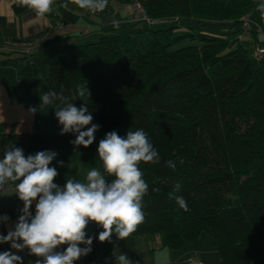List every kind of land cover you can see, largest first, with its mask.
I'll return each instance as SVG.
<instances>
[{"label":"trees","instance_id":"obj_1","mask_svg":"<svg viewBox=\"0 0 264 264\" xmlns=\"http://www.w3.org/2000/svg\"><path fill=\"white\" fill-rule=\"evenodd\" d=\"M123 1L140 5L147 19L135 17L94 41L58 49L42 67L31 54L2 52L0 79L15 88L25 108H37L41 125L14 134L11 146L25 157L57 152L49 166L62 177L64 155L97 151L113 130L124 137L129 129H143L161 162L139 165L149 185L144 220L125 239L142 236L177 248L205 233L218 264H264V59L254 56L253 67L243 43L248 34L254 50L264 45V17L256 10L264 0ZM153 20L169 24L153 29L147 24ZM85 80L91 95L80 98L75 88ZM50 90L76 96L77 108L88 105L92 123L100 125L88 148L71 143L75 134H60L59 101L39 107L40 95ZM167 160L175 161L174 170ZM177 181L188 211L169 198ZM87 226L92 254L118 240L113 234L112 242H100L103 228L91 221Z\"/></svg>","mask_w":264,"mask_h":264},{"label":"clouds","instance_id":"obj_2","mask_svg":"<svg viewBox=\"0 0 264 264\" xmlns=\"http://www.w3.org/2000/svg\"><path fill=\"white\" fill-rule=\"evenodd\" d=\"M70 2L91 13L101 12L108 5V0ZM18 3L43 17L53 12L55 0H18ZM68 6V2L60 5ZM256 10L264 17V3L258 4ZM113 25L118 27L119 22L113 21ZM75 92L80 98L91 95L86 80L76 85ZM76 96L70 100L62 91L50 90L40 95L39 107L45 108L59 101L55 117L62 125L60 134L73 133L76 138L71 143L88 148L100 125L92 123L93 115L86 103L79 108L72 103ZM36 111L35 107L29 108L32 114ZM97 153L103 173L94 167L87 171L84 181L69 178L61 187L54 183L57 169L49 166L57 152L45 150L25 157L22 148L11 145L5 148L4 158L0 160V189L9 181L13 182L24 206L14 230L0 235V243L11 242V248L16 252L28 249L30 254L42 258L35 264H75L92 251L93 238H86L85 231L90 221L103 228L98 235L100 242H112L113 234L118 240L132 234L144 220L143 201L149 191L139 165L141 162L159 164L160 154L143 129H129L124 137L115 130L108 132L100 140ZM59 163L63 166V161ZM165 166L174 170L176 163L167 160ZM106 177L113 179L109 181ZM181 189V183L175 182L169 198L175 199L179 209L188 211L185 197L179 194ZM152 191L159 192L160 189L153 188ZM34 201H37L35 215L30 211ZM2 219L6 222L9 217L4 215ZM81 244L85 247L81 248ZM60 245L67 247L57 251ZM113 257L115 264H136L126 253L117 256L113 252ZM0 264H23V258L12 251H4L0 253Z\"/></svg>","mask_w":264,"mask_h":264},{"label":"crops","instance_id":"obj_3","mask_svg":"<svg viewBox=\"0 0 264 264\" xmlns=\"http://www.w3.org/2000/svg\"><path fill=\"white\" fill-rule=\"evenodd\" d=\"M61 4V0H55L53 12L40 17L29 8L20 6L16 1L0 2V42H37L30 59L41 66L54 51L72 44L94 41L106 29L115 27L113 21H118L119 25H122L133 20L136 12L134 4L123 0H108L107 7L96 13L81 9L75 3H70L68 8L60 7ZM85 29H88L87 33ZM244 37H250V35L246 34ZM2 57L4 53L0 52V59ZM40 126L34 114L21 104L15 88L5 79H0V160L4 158V150L11 145L14 134L32 132ZM93 155V152L64 155L63 166L60 165L63 176L56 177L54 183L63 187L69 178L84 181L87 171L93 168L91 162ZM65 157H70L68 159L72 163H65ZM36 202H33L30 209L33 215H35ZM23 206V201L15 192V184L9 181L3 189H0V235H7L9 230H14ZM4 215L9 217L6 222L2 219ZM85 231L86 238L90 237L91 232L87 229ZM146 239L156 248H162L157 243ZM79 246L83 248L85 245ZM106 246H104V260H101L99 264H115V262H106ZM66 247L67 245H60L56 250L63 251ZM4 251H12L20 255L23 258V264H35L37 260L16 252L11 248V242L0 243V253Z\"/></svg>","mask_w":264,"mask_h":264},{"label":"rangeland","instance_id":"obj_4","mask_svg":"<svg viewBox=\"0 0 264 264\" xmlns=\"http://www.w3.org/2000/svg\"><path fill=\"white\" fill-rule=\"evenodd\" d=\"M250 20L255 19V11L249 15ZM151 28H164L169 22L160 20L148 21ZM88 31V29H85ZM261 40V36L258 35ZM254 38L243 37V43L248 49L249 62L253 67H257L256 59L254 58ZM188 44L187 42L182 45ZM42 67V65L40 66ZM91 160L93 168L102 170V161L98 157L97 151L93 152ZM67 158V159H66ZM65 157V163H72L71 160ZM92 169V168H91ZM91 232V227L86 228ZM113 252L118 256L121 253H126L136 264H187L189 259L197 264H218L219 256L216 247L212 243V239L208 234L202 233L199 238L193 242L184 241L177 248H156L142 236L132 239H122L113 242L106 246V262H115ZM105 251L103 253V258ZM104 260V259H103ZM102 262V261H101Z\"/></svg>","mask_w":264,"mask_h":264},{"label":"built area","instance_id":"obj_5","mask_svg":"<svg viewBox=\"0 0 264 264\" xmlns=\"http://www.w3.org/2000/svg\"><path fill=\"white\" fill-rule=\"evenodd\" d=\"M10 1H16L18 0H0V2H10ZM135 8V17L136 18H141V19H147L145 16L144 10L140 7L138 4H134ZM250 26V21L248 18L245 19L244 22V27L248 29ZM88 31L85 30V33ZM37 46V42L35 41H4L0 42V52H10V53H16V54H23V55H30L33 49ZM254 56L258 60L264 59V45L263 46H258L254 50ZM22 255L34 257L37 259H42L40 257H36L35 255H32L29 253L28 249H24L23 251H20ZM104 251L102 249H95V252L89 253L85 257H81L79 260L75 262V264H99L101 260L104 258L103 256ZM187 264H197L193 260L189 259L187 261Z\"/></svg>","mask_w":264,"mask_h":264}]
</instances>
